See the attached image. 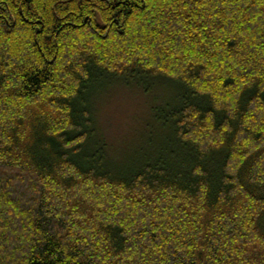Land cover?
<instances>
[{"label":"trees","instance_id":"1","mask_svg":"<svg viewBox=\"0 0 264 264\" xmlns=\"http://www.w3.org/2000/svg\"><path fill=\"white\" fill-rule=\"evenodd\" d=\"M115 85L170 88L124 166ZM0 264H264V0H0Z\"/></svg>","mask_w":264,"mask_h":264},{"label":"rangeland","instance_id":"2","mask_svg":"<svg viewBox=\"0 0 264 264\" xmlns=\"http://www.w3.org/2000/svg\"><path fill=\"white\" fill-rule=\"evenodd\" d=\"M158 87L146 94L137 87L107 86L95 96L92 104L98 137L107 145L110 160L118 166L129 163L135 153L145 148L150 133L153 135L156 126L151 109L167 96L163 89L169 88Z\"/></svg>","mask_w":264,"mask_h":264}]
</instances>
